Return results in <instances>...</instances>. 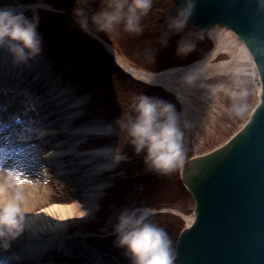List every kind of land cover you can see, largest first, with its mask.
<instances>
[{
  "label": "rangeland",
  "instance_id": "rangeland-1",
  "mask_svg": "<svg viewBox=\"0 0 264 264\" xmlns=\"http://www.w3.org/2000/svg\"><path fill=\"white\" fill-rule=\"evenodd\" d=\"M101 3L102 0H91L92 11H98ZM75 5L76 0H0L3 7H24L16 11L23 12L29 18L33 13L39 16L38 32L42 37L43 50L50 52L55 66L61 74L65 72L66 82L68 80L73 86L75 95L83 103L80 111L86 120L79 119L78 122L98 127L85 136L83 147L94 149L103 146L108 149L104 160L109 168L101 171V184L95 196L99 197L95 203L98 210L94 214L66 220L61 212H57L52 215L57 219H53L43 213L42 206L37 207L25 211L27 214L21 234L46 236L54 232L53 226L60 225L61 230L73 238L78 236V241L89 238L96 242L103 252L100 264H130L125 250L114 243L117 238L114 232L117 216L125 209L148 207L153 212V221L164 228L171 238L176 254L181 230L189 228L196 215V198L186 185L182 168L196 156L224 145L248 119L258 101V84L253 68L247 62L241 64L240 69L219 70L211 66L204 69V74L197 78L196 83H185L181 87L182 93L177 94L162 85L133 77L100 41H111L120 55L129 57L125 58L129 63L151 72L184 66L192 59H201L204 47L210 50L214 44L207 35H200L196 51L187 56L176 55L179 35L173 36L166 48L153 43L156 54L152 63L145 65L139 55L147 41L159 38L167 17L175 14L178 7L175 0H154L153 9L143 20L145 30L142 35L126 33L122 28L111 34H85L73 19ZM193 28L189 22V30L197 31ZM230 58V54L222 53L211 64ZM213 89L216 91L213 92ZM241 91L247 93L243 99L238 97ZM137 95L164 101L175 110L178 124L184 132L186 159L184 165L171 174L160 175L149 170L144 153L137 155L121 132L118 122ZM238 104L246 105L245 110L239 113L234 111V105ZM118 151L125 157L119 162L115 159ZM18 182L14 177L6 181V191H0V201L12 198L20 186ZM61 184L51 182L57 193L65 190L60 187ZM67 192L70 199L61 202L71 209L67 219L82 216L84 209L73 204L74 195ZM37 213L41 214V221L37 225L28 223V216ZM98 241L103 244L102 248ZM175 264H178L177 256Z\"/></svg>",
  "mask_w": 264,
  "mask_h": 264
},
{
  "label": "bare ground",
  "instance_id": "bare-ground-1",
  "mask_svg": "<svg viewBox=\"0 0 264 264\" xmlns=\"http://www.w3.org/2000/svg\"><path fill=\"white\" fill-rule=\"evenodd\" d=\"M175 2L180 7L179 2ZM0 8L20 10L24 7ZM189 22L196 30H203L201 37L207 35L213 40V47L210 50L204 47V56L195 60L191 58L192 61L186 62L187 65L152 72L150 83L181 94V87L185 83H196L197 78L204 74V69H210L211 66L229 70L240 69L245 62L251 65L258 84V101L248 119L230 136L225 145L254 126L256 109L264 103V72L261 61L229 26H200L192 20ZM100 41L111 50L117 62L128 73L145 81L147 70L129 63L125 59L129 57L120 55L111 41ZM49 53L42 48L41 53L27 63H16L6 48H0V191L5 193L6 181L14 177L19 181L17 191L23 194L22 207L25 211L42 206L43 213H47L48 217L61 212L67 219L71 209L61 202L70 199L68 192L66 193L68 190L74 195L73 204L82 206L83 211L88 214H94L98 210L95 203L99 197L95 196L98 195L101 184V171L109 168L104 160L108 149L103 146L94 149L83 147L85 136L95 131L96 126L78 122L79 119L86 120V116L80 111L83 103L75 95L73 86L68 80L66 82L65 72H59L55 59ZM222 53L230 54L231 58L212 65L211 61ZM189 77L195 79L189 81ZM222 146L195 158L217 155V149ZM192 160L185 163L183 173ZM52 181L62 183L60 187L65 189L64 192H55L51 186ZM41 219L39 213L30 214L28 223L37 225ZM196 220L197 211L192 225ZM26 228L30 229L29 225ZM53 228L54 232L46 236L20 234L10 242L7 249L0 247V264H100L103 252L96 242L89 238L78 241V236L73 238L68 232L61 230L60 225ZM33 229L37 230L36 226ZM185 229L181 230L177 244ZM98 244L100 248L103 247L100 241ZM176 256L180 264L177 253Z\"/></svg>",
  "mask_w": 264,
  "mask_h": 264
},
{
  "label": "clouds",
  "instance_id": "clouds-1",
  "mask_svg": "<svg viewBox=\"0 0 264 264\" xmlns=\"http://www.w3.org/2000/svg\"><path fill=\"white\" fill-rule=\"evenodd\" d=\"M196 3L197 0H183L182 6L176 7L175 14L167 17L159 38L145 43L139 53L145 65L154 61L156 50L153 43L166 48L169 40L176 35L180 36L176 55L187 56L196 51L197 40L203 32L189 30ZM153 6L154 0H102L100 9L92 11L91 0H76L72 15L79 29L88 35L95 36L100 32L111 34L118 28L129 34L142 35L145 30L143 20ZM258 6L264 9V0H258ZM38 27L37 14L33 13L29 18L12 8H0V48H6L16 63H27L42 51ZM152 75L148 70L144 82L150 83ZM193 79L189 77V81ZM246 95L241 91L238 97L243 99ZM245 108L244 104L234 105L237 113ZM118 123L136 154L144 153L149 170L168 175L184 165V132L172 105L146 95H137ZM115 159L119 162L125 157L118 151ZM23 199L22 192L17 191L10 200L0 201V247L4 249L24 230L27 212L22 207ZM87 214L84 212L80 217L66 220L83 218ZM152 216L153 212L148 207L121 211L114 226L117 237L114 243L125 250L130 264H175L173 242Z\"/></svg>",
  "mask_w": 264,
  "mask_h": 264
},
{
  "label": "water",
  "instance_id": "water-1",
  "mask_svg": "<svg viewBox=\"0 0 264 264\" xmlns=\"http://www.w3.org/2000/svg\"><path fill=\"white\" fill-rule=\"evenodd\" d=\"M180 7L183 0H177ZM227 25L259 56L264 72V9L258 0H197L191 19ZM251 128L185 167L197 220L177 244L180 264H264V103Z\"/></svg>",
  "mask_w": 264,
  "mask_h": 264
}]
</instances>
